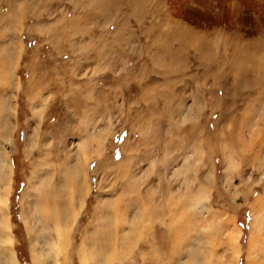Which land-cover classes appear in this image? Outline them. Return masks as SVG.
<instances>
[{"label": "rangeland", "instance_id": "obj_1", "mask_svg": "<svg viewBox=\"0 0 264 264\" xmlns=\"http://www.w3.org/2000/svg\"><path fill=\"white\" fill-rule=\"evenodd\" d=\"M0 71V263L264 264V0H0Z\"/></svg>", "mask_w": 264, "mask_h": 264}, {"label": "bare ground", "instance_id": "obj_2", "mask_svg": "<svg viewBox=\"0 0 264 264\" xmlns=\"http://www.w3.org/2000/svg\"><path fill=\"white\" fill-rule=\"evenodd\" d=\"M251 31H255V29H251ZM186 33V32H185ZM1 72V71H0ZM236 72V71H235ZM240 73V72H239ZM2 74V73H1ZM238 76V75H237ZM239 77V76H238ZM241 77V76H240ZM241 79V78H240ZM236 81V80H235ZM237 87V86H236ZM33 143V146L37 143H35V142H32ZM84 159H85V156H84ZM67 164L68 163H62V164H60V165H58V166H55V168L57 167V168H59V170L60 171H58L57 169H54V166H51L50 167V164H48V163H46L45 165H47L46 167H50V168H48V169H50V170H45L44 169V172L42 171L43 169V166L42 167H40L38 170L40 171H42V173H41V175L39 176H35L36 175V173H35V177H36V179H35V181L34 182H38V184H36V185H32V187L34 188V197H32L31 198V202H33L34 204H37L38 203V199H39V197L40 198H45L44 197V195H45V190H50V192H49V199H50V201L52 202V199L54 198V201H55V199H56V197L58 196L57 195V193L55 192V191H53V190H61V189H56L55 187H54V185L52 184V185H49V176H50V173H52L53 171H58L59 172V174H60V176L59 177H65V176H68L69 174L68 173H66V172H63L62 171V168H64L65 166H67ZM60 166V167H59ZM9 167H10V165H9ZM69 169H70V167H68ZM52 169V170H51ZM37 171V170H36ZM46 172V173H45ZM53 174H54V172H53ZM9 176V175H8ZM34 177V178H35ZM76 177V174H73L72 175V178H75ZM77 178V177H76ZM34 182L32 183V184H34ZM60 187V186H59ZM70 195H72L73 196V194H72V192H70L69 193ZM77 195V191H74V195ZM38 198V199H37ZM60 198V197H59ZM46 200V199H45ZM62 201V200H61ZM193 203H195V204H199V203H201V199L200 198H194V201H193ZM194 204V205H195ZM80 207L82 206L81 204L79 205ZM146 209V208H145ZM145 209L143 208L142 209V212H144L145 211ZM56 213L57 212H55V218H57V219H61V213H60V216H57L56 215ZM142 214V213H141ZM78 215H79V211L77 212V211H75V210H73V212L69 215V217H71L70 219H69V226H68V235H69V228L71 227V226H73L74 225V222L76 221V218L78 217ZM63 222H65V220L63 221ZM95 231H96V236H102V235H104L105 234V228L104 227H102V228H96L95 229ZM107 231V230H106ZM56 233H57V239H56V245L54 246V248H55V257L57 256V254H58V252L60 253L61 252V248L59 247L60 245H61V240H60V238L62 239V235H61V233H60V231H59V229L57 228L56 229ZM66 234H67V232H66ZM100 241H105L106 240V238H102V239H99ZM67 244V243H66ZM65 244V245H66ZM2 249V251H3V253H4V255H3V260H2V262L0 263V264H20L19 262H18V260H17V258L15 257V255H14V251L12 250V237H11V234H9V235H7V240H5V242H4V245H3V247L1 248ZM79 250H82V249H79ZM189 254H190V264H197L198 263V260H197V258H196V255L198 254L197 252L195 253V251L194 250H192L191 252H189ZM208 263V259H206V261H205V263L204 264H207ZM54 264H58V262H56L55 261V263Z\"/></svg>", "mask_w": 264, "mask_h": 264}]
</instances>
